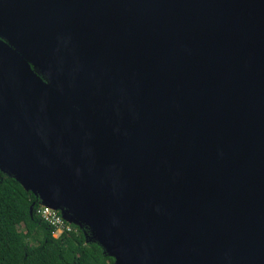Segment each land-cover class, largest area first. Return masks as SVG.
Returning a JSON list of instances; mask_svg holds the SVG:
<instances>
[{"label":"water","instance_id":"water-1","mask_svg":"<svg viewBox=\"0 0 264 264\" xmlns=\"http://www.w3.org/2000/svg\"><path fill=\"white\" fill-rule=\"evenodd\" d=\"M0 170L113 264H264V0H0Z\"/></svg>","mask_w":264,"mask_h":264},{"label":"trees","instance_id":"trees-1","mask_svg":"<svg viewBox=\"0 0 264 264\" xmlns=\"http://www.w3.org/2000/svg\"><path fill=\"white\" fill-rule=\"evenodd\" d=\"M39 206L32 191L0 170V264L114 263L86 226L72 224L75 231L55 237V228L37 213Z\"/></svg>","mask_w":264,"mask_h":264},{"label":"built area","instance_id":"built-area-1","mask_svg":"<svg viewBox=\"0 0 264 264\" xmlns=\"http://www.w3.org/2000/svg\"><path fill=\"white\" fill-rule=\"evenodd\" d=\"M37 213L55 228V236H59L65 231L71 232L76 230L71 223L66 221L59 210H56L50 206L40 203V206L37 208Z\"/></svg>","mask_w":264,"mask_h":264},{"label":"rangeland","instance_id":"rangeland-1","mask_svg":"<svg viewBox=\"0 0 264 264\" xmlns=\"http://www.w3.org/2000/svg\"><path fill=\"white\" fill-rule=\"evenodd\" d=\"M20 229H21V226H20ZM55 236V235H54ZM55 237H58V235H56Z\"/></svg>","mask_w":264,"mask_h":264}]
</instances>
